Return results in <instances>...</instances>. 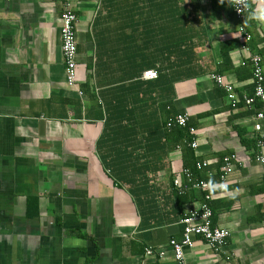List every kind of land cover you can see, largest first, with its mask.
I'll use <instances>...</instances> for the list:
<instances>
[{
	"label": "crops",
	"instance_id": "0c3cea01",
	"mask_svg": "<svg viewBox=\"0 0 264 264\" xmlns=\"http://www.w3.org/2000/svg\"><path fill=\"white\" fill-rule=\"evenodd\" d=\"M61 2L0 0V264H180L169 241L203 200L174 183L186 180L183 153L166 148L164 123L178 113L209 162L214 224L230 231L222 251L197 238L184 264H264V101L234 108L212 78L254 94L240 28L264 74V0H250L242 21L230 0H178L187 23L144 28L127 0H76V88ZM148 69L158 78H144Z\"/></svg>",
	"mask_w": 264,
	"mask_h": 264
},
{
	"label": "built area",
	"instance_id": "2783aa9c",
	"mask_svg": "<svg viewBox=\"0 0 264 264\" xmlns=\"http://www.w3.org/2000/svg\"><path fill=\"white\" fill-rule=\"evenodd\" d=\"M63 6L62 13V26H61V38H62V51L66 63V82L69 87L76 88L77 78H78V39H77V3L76 0H61ZM249 2L250 0H230L232 5L233 13L235 18L239 21H242L246 14L249 11ZM242 34V49L248 53V61L253 67V77L255 81L254 94L239 96L236 92L234 85L227 82L221 74H213L212 78L216 80L221 86L226 90L230 104L234 108L238 107L242 102L246 107H255L257 99L264 101V74L262 67V58L259 54L251 52L250 41L252 39L251 34L248 31H245L244 27L240 28ZM246 62H243L245 64ZM159 73L156 69H148L143 72V77L146 79H156L158 78ZM79 94H82V91H79ZM188 113H178L174 116H171L168 119L167 126H181L186 127L189 121ZM264 120V111H260L257 114L255 121V130L261 132V135L258 138V144L260 146L264 145V132L263 124ZM190 132L194 135V138L191 142V146L194 149L198 147V140L196 138V129L190 127ZM179 148V147H178ZM234 154L225 155L223 158V170L227 173L232 170V162ZM257 160L264 167V151H261L257 155ZM197 168L202 169L209 165L207 160L197 161ZM183 172L185 174L186 180L180 181L179 178L175 179V186L179 191L183 192L189 189L202 190L206 191L210 189V184L204 180L196 178L194 173L188 169L184 168ZM225 174V173H224ZM211 193L205 194V200L199 205V207L193 208L181 219L183 223V234L181 240L171 239L169 241L170 245L174 251L175 259L180 263H185V254L186 250L193 246L197 238L203 239L211 248L216 251H222L226 239L230 235V231L218 225H215L213 222L214 212L209 204L208 200H211ZM155 250L152 247L147 248V255H154ZM164 252L160 251V256Z\"/></svg>",
	"mask_w": 264,
	"mask_h": 264
},
{
	"label": "trees",
	"instance_id": "16d2710c",
	"mask_svg": "<svg viewBox=\"0 0 264 264\" xmlns=\"http://www.w3.org/2000/svg\"><path fill=\"white\" fill-rule=\"evenodd\" d=\"M178 0H127V2L124 4L127 6V8H132L134 11V28H140L143 27L144 25L146 27H151L152 23L155 24L156 22H160V24H163L162 27H165L168 25H171L173 22L177 23L179 22L180 24L187 23V19H184L188 15V11H186V8H183L182 5L178 6ZM120 7L117 11L119 12L121 7L123 5H117ZM146 11V12H144ZM139 13L137 15L136 13ZM173 15H174V21H173ZM235 16V15H234ZM182 46H183V41H182ZM229 51V50H228ZM228 51H225L224 48V54ZM254 93V92H253ZM243 104V102L241 103ZM261 100L257 99L255 103V107H261ZM176 115V114H175ZM174 116L173 114L170 115L169 117ZM168 117V118H169ZM168 118L165 120L164 126H165V131H164V137L165 139L168 140L166 141V148L173 147L174 149H178V146L181 148L182 147V153H183V166L184 168L190 169L196 178L199 179H207L212 182L214 179H208V167H204L202 169L197 168V161L200 160V157L196 155V152L194 148L191 146V142L194 138V135L190 132V127L193 126L194 122H192V119L188 121V125L186 127H181V126H173V127H168L167 122ZM243 142L246 139H242ZM258 140L255 139V141ZM173 148H170L172 150ZM224 156H222L223 160ZM223 163V161H222ZM223 165V164H222ZM220 165V166H222ZM220 168V167H219ZM221 170L219 169L218 171V176L222 175ZM201 191V190H200ZM211 193V191L208 189L206 191H202L201 193V198L202 200H205V194ZM209 204L212 206V200H208ZM214 222V221H213ZM144 254H145V249H144Z\"/></svg>",
	"mask_w": 264,
	"mask_h": 264
}]
</instances>
